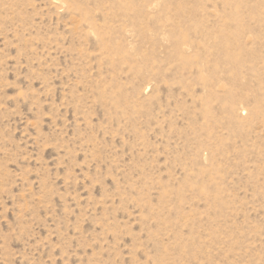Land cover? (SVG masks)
<instances>
[{
  "label": "rangeland",
  "instance_id": "1",
  "mask_svg": "<svg viewBox=\"0 0 264 264\" xmlns=\"http://www.w3.org/2000/svg\"><path fill=\"white\" fill-rule=\"evenodd\" d=\"M0 264H264V0H0Z\"/></svg>",
  "mask_w": 264,
  "mask_h": 264
},
{
  "label": "bare ground",
  "instance_id": "2",
  "mask_svg": "<svg viewBox=\"0 0 264 264\" xmlns=\"http://www.w3.org/2000/svg\"><path fill=\"white\" fill-rule=\"evenodd\" d=\"M57 1V0H56ZM59 4V3H58ZM60 4H61V2H60Z\"/></svg>",
  "mask_w": 264,
  "mask_h": 264
}]
</instances>
